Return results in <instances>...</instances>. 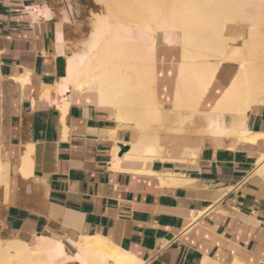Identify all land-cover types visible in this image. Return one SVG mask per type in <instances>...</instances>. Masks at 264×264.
<instances>
[{
    "label": "crops",
    "instance_id": "0c3cea01",
    "mask_svg": "<svg viewBox=\"0 0 264 264\" xmlns=\"http://www.w3.org/2000/svg\"><path fill=\"white\" fill-rule=\"evenodd\" d=\"M102 11L97 0H0V240L52 239L66 253L58 264H87L89 237L111 248L107 264H264V138L171 135L168 156L192 141L200 154L143 164L129 159L131 126L58 98L68 57ZM252 118L261 135L264 107Z\"/></svg>",
    "mask_w": 264,
    "mask_h": 264
},
{
    "label": "bare ground",
    "instance_id": "6f19581e",
    "mask_svg": "<svg viewBox=\"0 0 264 264\" xmlns=\"http://www.w3.org/2000/svg\"><path fill=\"white\" fill-rule=\"evenodd\" d=\"M98 3L103 13H93L91 30L66 58L65 76L55 89L63 102L76 95L119 126H131L138 134L131 161L186 162L197 156L194 141L181 147V157L168 156L174 152L163 141L171 135L184 139L187 134H205L252 142L264 138V133L252 135L250 129L251 118L264 107V0ZM58 40L63 44L60 31ZM171 50L175 54L168 55L169 61L175 65L161 67L162 52ZM225 65L229 70L219 92L217 83ZM263 160L264 155L258 163ZM82 240L80 257L87 264H107L112 254L100 239ZM64 250L52 239L39 238L33 245L0 240V264H58ZM116 259L113 264H131L127 258Z\"/></svg>",
    "mask_w": 264,
    "mask_h": 264
},
{
    "label": "rangeland",
    "instance_id": "374dc122",
    "mask_svg": "<svg viewBox=\"0 0 264 264\" xmlns=\"http://www.w3.org/2000/svg\"><path fill=\"white\" fill-rule=\"evenodd\" d=\"M97 13H102V12H97ZM82 37H85V36H82ZM143 37L146 39V37L147 36H145L144 34H143ZM162 53H164V54H162V55H164L165 57V60L164 61H160L161 62V67H163V68H166V67H173L174 65H175V63L173 62V61H169V56H172V55H174L175 54V50H171V51H169V52H165V51H163ZM169 55V56H168ZM229 65H225L221 70H222V76L224 75V74H227V72H228V67ZM233 68H234V71L237 69V66L236 65H233ZM221 80V76H220V78H219V81ZM218 81V82H219Z\"/></svg>",
    "mask_w": 264,
    "mask_h": 264
},
{
    "label": "water",
    "instance_id": "95a60500",
    "mask_svg": "<svg viewBox=\"0 0 264 264\" xmlns=\"http://www.w3.org/2000/svg\"><path fill=\"white\" fill-rule=\"evenodd\" d=\"M128 150V148H123V152H126Z\"/></svg>",
    "mask_w": 264,
    "mask_h": 264
}]
</instances>
